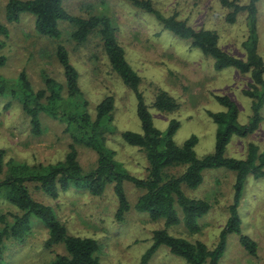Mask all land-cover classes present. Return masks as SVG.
I'll return each instance as SVG.
<instances>
[{
  "label": "rangeland",
  "instance_id": "374dc122",
  "mask_svg": "<svg viewBox=\"0 0 264 264\" xmlns=\"http://www.w3.org/2000/svg\"><path fill=\"white\" fill-rule=\"evenodd\" d=\"M9 0H0V23L8 28L7 38L0 36L6 64L0 75L14 85L23 71L34 90L44 88V77L63 83V71L55 56L56 46L62 44L70 63L79 75V87L88 102L91 115L106 97L114 100L113 126L115 133L108 136V147L115 152V160L131 175L146 178L148 163L145 154L126 145L120 137L125 131L141 133L136 116V100L119 78L111 71L99 37L93 34L83 45L70 38L72 28L61 24V37L51 40L39 36L34 29V17L22 14L19 22L6 24L4 8ZM241 6L250 0H235ZM154 8L165 17L176 15L194 30H209L218 36L220 48L244 60L242 43L248 36L246 15H238L234 23L226 21L228 10L218 0H152ZM65 10L72 16L87 18L92 15L108 17L116 30V38L124 49L132 69L141 78L140 91L148 105V112L156 129L164 132L172 120L179 127L173 136L177 145L194 136L196 157L203 159L214 151L216 125L209 113L225 112L214 97L227 96L238 108V122L246 125L251 115V99L244 95L251 83L249 75L234 69L214 70L213 61L194 49L189 41L180 40L164 31L150 15L132 7L125 0H63ZM257 51L264 61V0L257 1ZM166 92L178 104L172 113L159 112L150 105L156 94ZM257 130L244 138L232 136L226 147L228 158L244 160L250 144L264 152V106ZM43 132L35 137L30 133L28 119L16 101L0 97V150L5 161L13 159L27 165L54 164L62 161L70 139L63 125L43 117ZM78 161L84 172L96 166V155L78 147ZM185 167L171 169L168 175L179 176ZM203 181L196 190L184 188L188 198L201 199L210 205L209 212L198 220L200 231L189 233L182 225L167 230L169 235L187 241L201 242L213 249L228 218L233 202L235 173L224 169L205 170ZM128 203L134 206L143 193L130 184L123 185ZM32 198L50 207L55 217L65 226L68 235L91 238L99 245L98 258L102 264H186L160 246L155 254L143 262L145 252L152 246V233L163 228L162 221H152L145 214L131 209L124 220L117 221L118 200L111 186L100 197L71 189L59 193L56 199L28 185ZM17 211L7 202H0V216L9 217ZM242 235L256 243V256H251L239 244V237L230 234L218 264H264V179L248 175L242 187L238 207ZM9 219V218H8ZM2 224L0 223V229ZM48 230L43 223L30 219L24 240H7L2 250L3 264H51L61 245L47 247Z\"/></svg>",
  "mask_w": 264,
  "mask_h": 264
},
{
  "label": "trees",
  "instance_id": "16d2710c",
  "mask_svg": "<svg viewBox=\"0 0 264 264\" xmlns=\"http://www.w3.org/2000/svg\"><path fill=\"white\" fill-rule=\"evenodd\" d=\"M125 1L152 16L164 31L180 40L189 41L194 49L213 61L215 71L230 68L242 75H249L251 83L243 93L252 102L250 119L246 125H241L238 122L237 105L227 96H215V101L225 112L209 113L217 127L214 151L199 159L194 151L197 143L194 136L180 146L174 142L173 136L179 127L177 121L172 120L164 132L154 127L149 107L139 88L141 78L127 62L124 49L116 38V30L108 17L72 16L65 10L63 0H9L4 8L8 25L19 22L22 14H29L35 19V32L44 38L59 40L61 24L72 28L70 38L76 45L85 44L93 34L99 37L111 71L136 100L135 112L141 133L122 132L121 140L145 154L148 174L146 178H137L115 160V152L107 145L109 134L115 133L112 125L114 100L106 97L95 107V114L91 115L88 102L79 87V75L62 44L56 46L55 56L63 71V83L44 77V88L34 90L23 71L14 85L0 75V97L16 101L20 105L29 121L31 135L38 137L42 134V118L46 117L63 125L64 132L70 139L64 159L48 165H27L13 159L5 161L4 152L0 150V202H7L17 211L16 214H9V219L0 216V264H3L2 250L5 241L24 240L31 218L40 220L47 228V247L61 245L64 249V254L56 255L51 264H102L98 258L97 241L68 235L52 209L32 198L29 184L53 199L59 193L71 189L100 197L111 186L118 200L115 213L117 221L124 220L125 215L133 209L147 215L152 221L163 222V228L152 233L153 243L145 252L143 262L151 258L160 246H164L186 264H218L230 234L237 235L241 247L251 256H256V243L241 233L238 207L247 176L264 179V152L259 155L258 148L250 144L246 159L238 160L226 157L225 151L232 136L244 138L253 134L261 120L260 111L264 106V61L257 51L258 0H250L246 6L239 5L235 0H218L229 11L226 15L228 23H234L241 13L246 15L248 36L242 43L244 60L223 51L215 32L196 31L176 15L165 17L154 8L152 0ZM8 35V28L0 23V36L7 38ZM2 50L3 44L0 42V68L7 61ZM150 107L159 112L172 113L179 106L166 92L160 91ZM78 147L89 149L96 155V166L87 173L78 161ZM180 166L185 167L181 175H168L169 170ZM211 169L233 172L236 178L233 202L228 209L229 218L220 232L216 246L210 250L201 242L191 243L184 238L169 235L167 230L182 225L191 234L200 231L198 220L209 212L210 205L201 199L188 198L184 188L196 190L203 181L202 173ZM124 184H130L143 192L133 207L128 203Z\"/></svg>",
  "mask_w": 264,
  "mask_h": 264
}]
</instances>
